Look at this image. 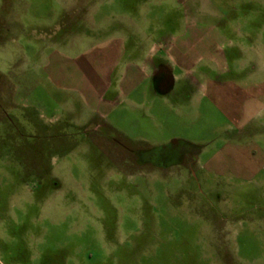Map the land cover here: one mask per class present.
Wrapping results in <instances>:
<instances>
[{
  "label": "rangeland",
  "instance_id": "obj_1",
  "mask_svg": "<svg viewBox=\"0 0 264 264\" xmlns=\"http://www.w3.org/2000/svg\"><path fill=\"white\" fill-rule=\"evenodd\" d=\"M193 19L264 52V0H0V264H264V112L222 108L246 71L204 65L223 95L194 106L178 84L120 95L131 72L95 97L107 67L150 81Z\"/></svg>",
  "mask_w": 264,
  "mask_h": 264
},
{
  "label": "crops",
  "instance_id": "obj_2",
  "mask_svg": "<svg viewBox=\"0 0 264 264\" xmlns=\"http://www.w3.org/2000/svg\"><path fill=\"white\" fill-rule=\"evenodd\" d=\"M223 11L225 12V10ZM193 20H195L193 22L194 24H191L189 29H184V38L174 39L171 42V45H168L171 46L170 51L173 57V59L170 58V61H172L169 63L171 68V76L173 78L172 89L169 92H159L155 88L154 91L158 95H170L173 92L175 86L178 84L177 92H179L181 95V100L183 103H189L193 106L200 103L203 98L209 96L213 91L217 93V96H222V91L218 90V85L220 84L213 83L218 82L217 80L221 78V75L228 71V64L230 61L234 62L237 65L236 67H239L240 70L246 71L249 75V78L253 80L247 84L233 81L231 83V89L228 91L226 98L223 95L225 100L222 103V108L229 115V117H231V119L238 124V126L243 128V126L247 127V125H250V127H252L251 124L256 114L264 112V52L261 51L260 45H255L259 49L257 50L256 56L252 58L250 57L252 56L251 52L253 51L250 47L252 45L247 47L242 41V39L246 38V34L243 36H239L238 34L234 37L233 31L235 30L232 29V34L224 35L217 25L213 26L205 24L206 22L201 19ZM193 20H191V22ZM178 31H180V29ZM212 31L215 32L213 35ZM209 33L211 35H208ZM165 41H162V43H157L156 40V42H154V45L158 48L156 56L151 58L153 60L154 73L152 74L150 81L146 80V77L140 73L143 71V67L140 64H136V67L132 68H122L119 70V73L118 70H116V67H111V69L107 67L102 79L95 80L97 85L95 87V97L98 99L99 103L104 104L105 111H108L109 108H112V106H108L104 102L114 103V99L109 101L104 99V97L110 93L111 88H113L115 83L113 80L116 79V76L122 75V72H125V78H127L129 72L132 74L137 73V76L133 75V77H131L130 83H127L126 81L124 82L123 80L121 81L123 78L121 76L120 79H117L115 86L117 89L118 87L120 89L116 91H118V93L124 97L132 95L144 85H148L150 87L152 84L155 86V81L153 79L155 75V68L158 62L164 61L163 52ZM222 46H226L228 49L223 50L221 53L219 50ZM255 46H253V48H256ZM114 47H116V45ZM126 49L127 48L124 47V49L121 50V59L127 56ZM113 50L114 55L116 54L117 57L119 48L118 50L112 49L109 54L104 53L102 56L99 55L96 57L95 54V57H102L105 59L108 58L111 61L110 55L113 56V54H111L113 53ZM228 50L233 52L232 57H230L231 59L228 56ZM233 50L240 54L238 58H234ZM214 60L219 64V68L211 66L210 63ZM225 62L226 66L224 64ZM204 65H206L208 70L214 74V78L217 79L216 81L212 82L209 80V76L206 74V72L201 70ZM216 71H219V74H217ZM210 85L213 87L210 88ZM217 96L216 101L219 100ZM249 109H252L253 113L251 114L250 110L249 114L247 115L246 111ZM238 159L241 160L240 157ZM255 169L256 167L253 168V171L256 173Z\"/></svg>",
  "mask_w": 264,
  "mask_h": 264
},
{
  "label": "flooded vegetation",
  "instance_id": "obj_3",
  "mask_svg": "<svg viewBox=\"0 0 264 264\" xmlns=\"http://www.w3.org/2000/svg\"><path fill=\"white\" fill-rule=\"evenodd\" d=\"M171 68L170 65H167V62L162 61V62H158L156 64V68H155V75H154V81H155V88L156 90H158L159 92H169L172 87H169L170 85V78H171ZM179 143H185L183 141H177L175 142V144H173L174 146L179 145ZM153 149V148H152ZM148 150L146 152H140L139 150L134 151V154L136 156V160L137 162L142 163L143 161H149V162H155L154 164H159V165H164V163L166 161H168L169 158L166 157V155L164 156V160L162 159L163 157H161L158 160H154V154L153 151ZM150 151V152H149ZM140 152V154H138Z\"/></svg>",
  "mask_w": 264,
  "mask_h": 264
},
{
  "label": "water",
  "instance_id": "obj_4",
  "mask_svg": "<svg viewBox=\"0 0 264 264\" xmlns=\"http://www.w3.org/2000/svg\"><path fill=\"white\" fill-rule=\"evenodd\" d=\"M173 86V78L171 77L170 78V85H169V87H172ZM164 92V91H163Z\"/></svg>",
  "mask_w": 264,
  "mask_h": 264
}]
</instances>
